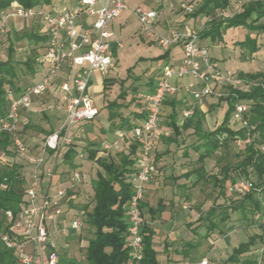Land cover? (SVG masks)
<instances>
[{
    "label": "built area",
    "instance_id": "built-area-1",
    "mask_svg": "<svg viewBox=\"0 0 264 264\" xmlns=\"http://www.w3.org/2000/svg\"><path fill=\"white\" fill-rule=\"evenodd\" d=\"M50 5L25 8L13 2L16 11L0 14V35L5 34L9 15L22 18L39 16L44 22L43 52L39 62L43 66L40 78L27 84L17 95H11L8 110L0 117V138L3 134L11 136V148L20 155H25L28 148L21 136L24 113L36 109L45 110L55 106L63 111L64 119L59 130L48 134L43 142L41 155L34 159V182L27 186L23 203L17 211L5 210L7 230L0 235L5 246L14 251L16 264H59L60 251L57 239H70L82 234L86 211L69 204V199L76 200V195L69 191L79 190L81 171L73 170L65 183L57 182L62 154L72 143H82L74 138V130L80 129L78 137L84 138L82 126L94 121L99 113L88 88L96 73L108 77L118 60L116 52L122 43L110 29L128 5L125 0H72L69 5ZM156 7L137 6L136 15L141 31L155 42L163 51L180 44L182 57L178 62L167 60L160 66V75L155 87L143 96L145 116L141 122L130 129L115 130L112 141H101L97 155L108 154L120 149L127 138L137 144L134 170L129 176L131 197L126 203L128 234L127 246L131 258L129 264H139L143 258L142 229L146 224L141 203L145 197L147 183L157 170L155 163V144L161 121V106L164 101L179 91L191 95L196 102H203L209 96H227L230 88L249 90L264 83L258 79L241 76L239 72L224 69L215 59L208 47L200 42L201 29L173 28L168 33H159L157 27L170 12L192 14L196 6L191 1L157 0ZM48 7V10L44 8ZM208 17V16H206ZM210 20V18L208 19ZM116 49V50H114ZM190 77L192 81L183 85L172 82V78ZM51 87L57 89L55 105H45L39 100ZM39 107V108H38ZM250 104L236 100L232 112L234 121L240 127H246L244 137H237L238 145H252L254 126L250 125L246 112ZM195 113L193 108L185 109L183 117ZM264 149V146H262ZM53 151V154L49 152ZM79 156L83 157L82 150ZM251 177L232 182L228 189L231 193L243 195L252 189ZM63 184H66L63 186ZM7 188L0 183V189ZM74 218L70 224L67 215ZM264 231V221L262 222ZM263 249H260V256ZM261 260V257H259ZM203 257L196 264H208Z\"/></svg>",
    "mask_w": 264,
    "mask_h": 264
},
{
    "label": "rangeland",
    "instance_id": "rangeland-1",
    "mask_svg": "<svg viewBox=\"0 0 264 264\" xmlns=\"http://www.w3.org/2000/svg\"><path fill=\"white\" fill-rule=\"evenodd\" d=\"M125 1L128 5V9L116 18L110 27L116 38L122 43L116 52L118 60L115 63V67L108 75V78L113 79V81L106 86L101 74L96 73L98 83L90 84L88 88V93L93 98L94 103L99 110L96 117V123H89L82 126L85 133L84 138L78 137L81 128L74 130L73 132L75 140L82 142L79 146L82 148L84 154L83 157L77 159L80 163V170L82 171V181L79 184V195L76 196L78 204H84L92 198V180L96 177L97 171L100 168L95 161L89 160L86 155H88L90 150L89 147L98 144V140L101 139L104 134V131H102L103 127H100V125L108 124V103L116 100L119 101L123 104L122 109L125 112L139 109L140 107L137 101L142 102L144 94L149 91L148 81L150 76L159 70V65L167 60L170 53L169 51L167 56L159 58L164 51L155 42L154 37L149 38L141 31L139 21L133 12L137 6H144L146 8L156 7L158 4L157 0ZM173 1L177 2L178 0ZM185 1L193 2L196 8L201 4V0ZM229 1V6L225 10H218L216 17L221 18L230 16L232 13L238 11L242 5L249 0ZM261 1L264 2V0ZM44 9L48 10L49 8L45 7ZM14 11H16V8L10 6L4 11V14H10ZM176 14H178L177 23L184 22L187 19H190V17L191 19H197L194 27L198 30L201 29L200 26L202 25V21L208 23V19L210 18V16L206 17V15L193 17L191 14H184L183 12H177ZM262 21L264 22V18ZM185 29H191L189 24L185 25ZM157 31L162 33L160 28H157ZM32 33L44 34V22L39 16L22 18L9 15L7 18L6 32L5 34L0 35V61H6L10 57V64L14 65L16 68V81L23 86L25 84L36 82L43 71V66L39 62V57L44 50L41 40L30 38V34ZM248 34L257 37L256 44L259 48L253 50L247 42H245ZM205 38L210 40V44H212L210 50L216 55L222 68L231 69L234 72H264V32L257 33L246 26L234 25L226 28L221 32V35L216 36L215 39H212L211 37ZM202 39L203 37L200 38V42H202ZM179 49H181L180 44L174 45L171 48L172 54L175 53L174 51H179ZM34 58H36L35 63L33 62L35 72H31L27 65H25V61L27 59L33 61ZM175 78L176 77L172 78V81H174ZM187 78L188 77H186V79ZM154 79L156 83V77ZM53 90L42 96L43 103L46 106L55 105L54 100L56 98ZM55 90L57 91V89ZM10 94L15 95L14 92H11ZM181 109V106L177 107L176 120L173 121L167 117L170 111L169 108L165 106L161 107L162 130L166 131L168 135L178 138L177 141H173V143L169 144L168 149L171 154H180L181 150H179L178 142H182V137L186 138L187 136H191L190 134L192 132V130H188V128L184 131L183 127L180 126L181 124L177 125L178 120L181 118ZM219 112L220 108L212 110L206 115V117H204V129L210 131L216 126V119L219 117ZM231 117L232 116H230V118ZM22 118V128L20 133L24 138L28 152L25 155H20L12 148L10 155L0 152V156L11 163L16 162L22 165L21 171L26 176L27 182L25 186L27 187L34 182V159L41 155L45 137L51 132L59 130L64 115L62 110L57 109L55 106H51L45 110L36 109L33 112L26 113ZM175 126H177L180 131H177ZM239 126L240 124L236 121L230 124V127L232 128H238ZM90 133H93V135ZM110 133L111 134H108V137H106V140L108 141H112L115 137L113 131ZM158 144H160L161 148L165 149L167 147L161 145L160 142H158ZM244 147V145H238L235 141L231 140L228 142L227 146L220 147L211 157H208V162L212 161L213 164L217 162L223 164L230 163L232 166H235L243 158ZM124 150L125 149H117L110 152L112 156H117L119 158L120 155L124 153ZM189 153L193 157L199 156V153L192 148H190ZM61 160L62 163L59 165V170L61 172H59L61 177L65 178L69 167L64 159ZM215 167V165H212L213 170ZM233 174L236 180L246 178L244 175H240L239 171L233 170ZM251 178L255 182V176L253 175ZM65 185L66 184H63V186ZM145 193H148L150 205L158 210L161 197L167 195L169 192L167 191V194H165L164 189H158L155 186H151L148 190L146 189ZM256 195L260 202L258 212H254V209L250 210L247 208L244 215L240 210H237L236 212L232 210L230 218L223 222L220 221L222 214L218 212L217 222L218 225L221 224L212 232V239L216 241L219 240L217 242L219 252L217 251L216 253L210 252L212 247L210 246V242L204 238V228L199 230L200 238L192 237V241L201 239V242L195 246V248L190 249L189 257L186 255L183 256V254L176 252V250L172 251L171 247L169 248L166 246L165 238L169 235L168 242H171V240L178 236L177 232L175 230H169V223L165 219L160 220L155 218L153 224V245L157 250L158 264H195L196 261L204 256L208 258L209 264H243L242 262H230L228 261V257L235 246L248 240L249 236L252 234H260L262 231L261 224L263 221L262 218L264 217V189L260 190L258 188ZM240 198L241 196H231L228 199L231 200L232 205L240 200ZM225 201L224 198L222 203H225ZM92 205L93 204H91V207ZM245 205L252 207L248 201H246ZM220 209L218 208L219 211ZM243 215L247 217H243ZM67 218L68 220L65 223L70 224L74 217L68 214ZM177 229L180 233L184 234L182 228ZM93 231L94 228L85 222L81 234L83 239L78 240L77 238H72L68 240V245L65 244L67 241L66 238L60 235L57 239L59 251L61 253L65 251L68 255L74 256L78 260H83L86 252L85 246L88 243V239L93 236ZM171 232L172 234L170 235ZM172 244L173 248L178 247L177 242H172ZM253 248L257 257H261L260 249H264V240L257 241ZM258 264H264V258L263 260L261 259Z\"/></svg>",
    "mask_w": 264,
    "mask_h": 264
},
{
    "label": "trees",
    "instance_id": "trees-1",
    "mask_svg": "<svg viewBox=\"0 0 264 264\" xmlns=\"http://www.w3.org/2000/svg\"><path fill=\"white\" fill-rule=\"evenodd\" d=\"M14 1L25 8L50 5L52 2L51 0H0V14L4 13L8 7H13ZM229 4V0H201V4L196 8L195 12L191 14L193 17L199 15L210 16V20L206 26L200 30V37H211L215 39L216 36H220L221 32L226 28L234 25L246 26L257 33L264 32V22L262 21L264 18L263 1L249 0L231 16L216 17L217 11L225 10ZM30 38L41 40L43 46L46 36L45 34L32 33L30 34ZM245 42H247L253 50L259 48L256 44L257 37H253L251 34L247 35ZM168 53L169 50L164 51L159 58L167 56ZM9 60L10 57L6 61H0V117L4 116L8 110L11 99L10 93L14 92L15 95H18L27 85L25 84L23 86L17 83L16 68L14 65L10 64ZM35 61L36 58H34L33 61L28 59L25 61V65H27L31 72H35ZM239 74L241 76L258 79L264 83V72H239ZM103 79L106 86L113 81V79L108 77ZM223 98H225L228 103V109L223 122L217 128L210 131L203 130L201 123L195 126V131L199 134L200 139L203 140L202 145L205 147L204 152L200 155V160L203 161L205 158L211 157L217 149L222 146H227L229 141H235L237 137H244L246 135V127L239 126L238 128H232L228 122L232 115L236 100L249 102L250 107L245 116L249 124L254 126L251 130L254 137L252 145H246L244 147L243 158L237 165L232 166L230 163H227L222 167L224 174L222 179L217 180L215 175H208V177L216 179L218 183L221 181V192H224V183L228 177H231L233 182L236 181V178L229 174L230 171H239L240 175H244L246 178L254 175L256 180L255 182L253 180L252 189L241 195L240 200L232 204V209L240 210L244 215L247 208L250 210L254 209V212H258L260 202L256 192L258 188L260 190L264 189V149L262 148V146H264V86H253L249 90L230 88L227 96H221V99ZM138 105L140 111L133 110L136 115L135 117L143 119L145 116L144 102L138 101ZM108 107V130L110 131L122 128L130 129L140 122H132L129 116L130 114H126L122 109L123 104L117 100L109 102ZM195 116L196 112L193 114L192 118L194 119ZM193 119H191V121ZM189 124L190 122L188 121L184 123L182 126L183 129L188 128ZM175 128L177 131H180L177 126H175ZM11 142V136L9 134H3L0 138V152L10 155L12 150ZM89 149L86 157L89 160L95 161L100 168L97 171L96 177L92 180V198L84 204H78L73 198L68 201L71 206L86 211L85 222L94 228L93 236L88 239V243L85 246L86 252L83 260H78L76 257L70 256L64 251L60 254L59 264H129L131 253L127 246L128 222L125 205L131 197L129 176L134 170L137 144L131 140L129 152H124L119 158L117 156H112L111 152L105 155H97L99 148L93 146H90ZM80 150H82V148L77 143H72L64 150L62 158L68 164L69 169L65 178L61 177V171L58 173L57 182L65 183L68 181L73 170H80V163L77 161L78 158H81L79 156ZM49 153L53 154V151L50 150ZM21 169V164L16 162L11 163L0 156V183L7 184V188L0 189V235L7 230L5 210L12 209L13 211H17L23 203L27 179ZM200 169L204 171V166H201ZM73 193L78 196L79 190L75 192L69 191V195ZM246 201H248L252 207L246 206ZM91 204H93L92 207ZM141 206L144 210L143 202ZM160 208L161 207H159L158 210ZM158 210L152 207L148 209V211L152 213ZM244 215L243 217H247ZM229 217V212L225 211L220 221H226ZM207 220V232L204 238H208L212 235V232L218 226V222L214 220L212 213H208ZM262 220L264 221V217ZM142 234L144 255L139 264H158L157 250L153 246L154 231L145 224L142 229ZM73 238H77L78 240L83 239L82 235ZM259 240H264L263 230L260 234H252L249 236L248 240L235 246L228 257V261L242 262L243 264H258L260 260L255 254L253 247ZM195 246H197V244L194 242L187 243V248L189 249L195 248ZM263 258L264 249L261 255L262 260ZM0 264H16L14 251L7 248L1 238Z\"/></svg>",
    "mask_w": 264,
    "mask_h": 264
},
{
    "label": "crops",
    "instance_id": "crops-1",
    "mask_svg": "<svg viewBox=\"0 0 264 264\" xmlns=\"http://www.w3.org/2000/svg\"><path fill=\"white\" fill-rule=\"evenodd\" d=\"M71 1L72 0H54V3L56 6L60 7L63 5H69ZM177 19H178V14H176V12L168 13L167 16L160 22L157 28H160L162 33H168V31L173 28L185 29L186 24H189L190 28H192L194 27V25H196L197 22V19L195 18L191 19V17L190 19H187L186 21L179 23H177ZM208 40L209 39L207 38H203L201 44L208 47L210 50L211 48L210 46L212 44H210V40L209 41ZM174 52L175 53L172 54V51L170 49V53L168 55L167 60L176 63L182 57V50L179 49V51H174ZM210 53L215 59H217L216 55L213 52H211V50ZM160 66L161 65H159V70L157 72H154L153 75H151L149 78L148 81L149 91L152 90L157 84L160 75ZM153 77L154 78L156 77V83ZM191 81L192 78L188 77L186 79L185 77V79L175 78V80L172 82L178 85H183ZM93 83L96 84L98 83L96 74L94 75L91 84ZM51 90H53L55 96H57L58 92L55 90V88L51 87L48 92H51ZM41 102L43 103V97L37 100L38 106L41 105ZM162 106L169 108L170 111L167 117L173 121L176 120L177 107L181 106L182 108L181 118L178 120L177 125L181 124L180 126H183V124L188 121L190 122L188 130H192V132L190 134L191 136H187L186 138L182 137V142L181 143L178 142L179 150H181L180 154L178 153L171 154V152L168 149L169 144L173 143V141H177L178 138H174L172 135H168L166 131H163L161 128L162 124L160 121L158 135L155 144V163L157 165V170L153 175V177L147 183L146 189L148 190L149 187L155 186L158 189L161 188L164 189L165 194H167L166 193L167 191L169 193L161 197L160 199L161 208L158 210V212L156 211L155 213L148 212V209L152 206L150 205L148 200L149 198L148 193H145L143 203H144L146 225L150 227L152 230H154L153 224L155 222V218H158L160 220L165 219L166 221H168L169 230L170 231L175 230L178 236H176V238L171 240V242H168V237H169L168 235L165 238L166 246L169 248L171 247L172 251L176 250V252L183 254V256L185 255L188 256L190 255L191 248L190 249L187 248V243L194 242L198 245L201 242V239L192 241V237L200 238L199 230H201V228L205 229V234L207 232L208 213H212L215 221H217V215L219 214L218 212H220V214H223L225 211H228L231 216L233 205H231V200H229L228 198H230L231 196H238V197L241 196L238 194L231 193L229 191L228 187L233 182L231 180V177H228V179L224 183V187H223L224 192H221V185H220L221 181H219L218 183L216 182V179L212 177H208V175H215L217 177V180L222 179L224 175L222 171V167L225 164L218 162L213 164L212 161L208 162L209 161L208 158H205L203 161L200 160V155L201 153L204 152L205 147L202 145L203 140L200 139L199 134L196 131H194L196 129L195 126L198 125L199 123H201L203 130L207 131L206 129H204V125H203L204 117H206V115L209 114L212 110H216L220 108L219 117L216 119V126L211 130L217 128L224 120L226 111L228 109V103L225 98L221 99L218 96H209L203 102H196L191 95L184 94L183 92L179 91L177 94L173 95L172 97L167 98L162 104ZM190 108H193L196 112V116L194 117V119L192 118L193 115L187 118L183 117L182 115L185 109H190ZM138 110L140 111V108L134 109V111H138ZM134 111L133 110H131L130 112L128 111L126 112V114L127 113L130 114L129 116L132 122H138V121L141 122L142 118L140 119L139 117H135L136 115L134 114ZM191 119L193 120L191 121ZM161 120H162V115H161ZM232 122H234V120L231 117L229 118V122H228L229 125ZM92 123H96V120L93 121ZM100 127H103L102 131H104V134L102 135L101 139L98 140L99 141L98 144H94L93 147L95 148H99L101 141L106 139V137H108V134H111L110 133L111 131H108L109 123L107 125H100ZM183 130L186 131L185 129ZM113 133L115 135V131H113ZM90 134L93 135V133ZM158 142H160L161 145L167 147L165 149L161 148ZM129 144H131V139L128 138L127 140H125V142H123L120 150L125 149L124 152L128 153ZM190 148L198 152L199 156L193 157L189 153ZM212 165L216 166L214 170L212 169ZM201 166H204V171L200 169ZM229 174L231 176L234 175L233 171H230ZM224 198L226 201L225 203H222ZM218 208L219 209L221 208L220 211L218 210ZM233 211L236 212L237 210H233ZM220 224L217 227H219ZM177 228H182L184 234L180 233V231H178ZM171 234L172 232L170 233V235ZM212 236L213 234L210 235L208 238H205V240L210 242V246L212 247L210 252L216 253L217 251L219 252V246L217 245V242L219 240L218 241L213 240ZM172 242L174 243L177 242L178 247L173 248ZM153 243H154V237H153ZM197 262H199V260L196 261L195 264Z\"/></svg>",
    "mask_w": 264,
    "mask_h": 264
}]
</instances>
